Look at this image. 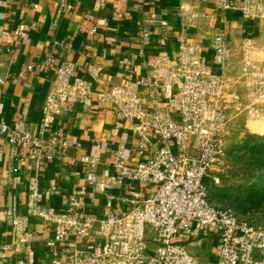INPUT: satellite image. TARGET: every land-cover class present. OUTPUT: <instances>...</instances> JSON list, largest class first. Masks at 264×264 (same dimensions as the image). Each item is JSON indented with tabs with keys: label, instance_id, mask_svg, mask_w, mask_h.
Masks as SVG:
<instances>
[{
	"label": "built area",
	"instance_id": "1",
	"mask_svg": "<svg viewBox=\"0 0 264 264\" xmlns=\"http://www.w3.org/2000/svg\"><path fill=\"white\" fill-rule=\"evenodd\" d=\"M215 1L221 18L233 12L250 20L264 19V0ZM175 14L186 17L188 23L196 17L186 5H179ZM145 22L142 19L139 29L143 46L150 38ZM149 24L159 23L149 20ZM25 27L20 23L12 33L19 34ZM163 32L171 34L174 54L147 56L145 74L129 78L122 71L115 81L100 88L92 86L101 74L100 66L88 65L86 79L68 57L56 63L46 57L44 64L54 67L55 77L45 97L38 132L12 128L0 119V135L12 153L25 157L36 173L27 187L26 214H7L12 245L19 247L28 241L29 216L41 219L51 233L44 241L50 260L39 264H201L187 247L201 229L212 230L216 238V258L207 264H264V210L259 222L246 221L230 209L214 206L204 183L209 168L224 153L229 106L226 67L231 56L225 29H216L207 46L198 35L184 30ZM241 50L236 82L245 95L244 115L250 122L262 123L264 37L245 38ZM97 100L120 112L137 135L136 159L124 157L123 143L111 150L117 169L108 176L111 184L127 179L153 189L142 198L130 191L133 206L123 213L92 217L79 211L73 194L61 208L44 200L37 174L67 144L62 131L52 128L56 118L75 105L90 111ZM80 161L95 176L93 169L100 157L85 153ZM94 184L104 192L103 181L95 178ZM7 248L0 244V251Z\"/></svg>",
	"mask_w": 264,
	"mask_h": 264
},
{
	"label": "crops",
	"instance_id": "2",
	"mask_svg": "<svg viewBox=\"0 0 264 264\" xmlns=\"http://www.w3.org/2000/svg\"><path fill=\"white\" fill-rule=\"evenodd\" d=\"M179 5L195 11L192 23L176 16ZM142 19L150 30L144 46L139 41ZM149 20L159 24H149ZM20 23L26 25L25 29L13 34ZM219 28L225 29L231 46L226 67L230 84L235 80L230 72L239 68L243 40L264 37L263 18L250 20L233 12L221 18L215 0H0V119L12 128L38 132L45 97L55 77L54 67L44 64L46 57H53L54 63L68 57L79 67L77 73L86 79L89 76L84 69L88 65L100 66L98 80L92 81L94 88H100L115 81L122 71L129 78L145 74L143 61L147 56L174 54L173 38L163 31L196 34L207 46L210 35ZM29 63L40 66L28 68ZM52 128L62 131L67 144L37 177L43 199L56 208L65 207V199L73 194L81 213L100 217L129 210L133 206L130 191L141 198L151 193L152 186L138 181L123 179L111 184L108 176L117 172L111 150L123 143L124 157L136 159L137 135L124 116L105 101L97 100L90 111L75 105L72 111L57 117ZM0 149V244L9 245L6 251H0V264L48 263L50 252L44 241L51 233L41 219L29 216L28 241L19 247L12 245L7 214H26L27 187L36 173L25 157L12 153L3 135ZM85 153L100 157L93 169L95 176L80 161ZM95 178L104 182V192L94 184ZM213 234L212 230L201 229L187 243L201 264L216 258Z\"/></svg>",
	"mask_w": 264,
	"mask_h": 264
},
{
	"label": "rangeland",
	"instance_id": "3",
	"mask_svg": "<svg viewBox=\"0 0 264 264\" xmlns=\"http://www.w3.org/2000/svg\"><path fill=\"white\" fill-rule=\"evenodd\" d=\"M238 70L230 72L235 80L226 88L229 106L224 153L209 168L204 183L214 206L257 223L264 210V122L246 119L245 95L236 82Z\"/></svg>",
	"mask_w": 264,
	"mask_h": 264
},
{
	"label": "trees",
	"instance_id": "4",
	"mask_svg": "<svg viewBox=\"0 0 264 264\" xmlns=\"http://www.w3.org/2000/svg\"><path fill=\"white\" fill-rule=\"evenodd\" d=\"M207 191H208V189H207ZM208 196H209V198H210L209 192H208Z\"/></svg>",
	"mask_w": 264,
	"mask_h": 264
}]
</instances>
